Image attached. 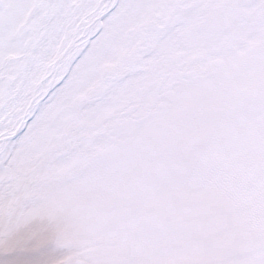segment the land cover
<instances>
[{
  "label": "snow or ice",
  "instance_id": "1",
  "mask_svg": "<svg viewBox=\"0 0 264 264\" xmlns=\"http://www.w3.org/2000/svg\"><path fill=\"white\" fill-rule=\"evenodd\" d=\"M0 264H264V0H0Z\"/></svg>",
  "mask_w": 264,
  "mask_h": 264
}]
</instances>
